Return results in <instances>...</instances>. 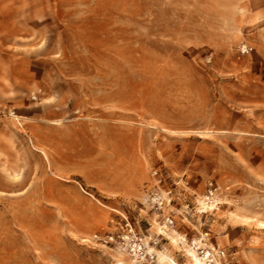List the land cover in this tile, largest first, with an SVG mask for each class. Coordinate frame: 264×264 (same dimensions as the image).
Wrapping results in <instances>:
<instances>
[{
    "label": "rangeland",
    "instance_id": "rangeland-1",
    "mask_svg": "<svg viewBox=\"0 0 264 264\" xmlns=\"http://www.w3.org/2000/svg\"><path fill=\"white\" fill-rule=\"evenodd\" d=\"M0 264H264V0H0Z\"/></svg>",
    "mask_w": 264,
    "mask_h": 264
},
{
    "label": "bare ground",
    "instance_id": "bare-ground-1",
    "mask_svg": "<svg viewBox=\"0 0 264 264\" xmlns=\"http://www.w3.org/2000/svg\"><path fill=\"white\" fill-rule=\"evenodd\" d=\"M196 256V255H195ZM196 258H197V260H199V261H201V259L198 257V256H196ZM202 262V261H201Z\"/></svg>",
    "mask_w": 264,
    "mask_h": 264
}]
</instances>
